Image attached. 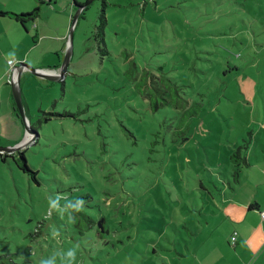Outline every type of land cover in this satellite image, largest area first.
I'll return each instance as SVG.
<instances>
[{
    "label": "rangeland",
    "instance_id": "1",
    "mask_svg": "<svg viewBox=\"0 0 264 264\" xmlns=\"http://www.w3.org/2000/svg\"><path fill=\"white\" fill-rule=\"evenodd\" d=\"M76 1L86 10L73 26L72 0H52L26 33L0 18V148L23 153L37 182L12 158L0 161V255L15 254L0 263L65 264L41 260L68 245L77 205L75 218L106 219L115 248L101 264H197L199 243L220 222L216 173L232 169L231 151L242 146L246 157L264 140V0H105L104 57L92 39L103 0ZM35 7L0 0L4 13ZM68 52L62 81L34 74L58 75ZM13 70L25 125L12 111ZM143 71L200 105L182 136L164 138L176 111L150 110L143 95L162 101L149 77L137 87ZM200 182L219 192L210 199ZM79 249V264H99Z\"/></svg>",
    "mask_w": 264,
    "mask_h": 264
},
{
    "label": "trees",
    "instance_id": "2",
    "mask_svg": "<svg viewBox=\"0 0 264 264\" xmlns=\"http://www.w3.org/2000/svg\"><path fill=\"white\" fill-rule=\"evenodd\" d=\"M32 3L36 4V7L28 13H21V14H11V13H4L0 12V18H9L16 23L20 25V28L26 33V24L27 23H35V21L40 17V13L43 8H49L54 5L52 3V0H29ZM72 6L76 9V11H79L83 6L79 5L76 0H72ZM106 2L105 0L102 1V7L99 12L98 21L94 28V32L92 35V39L95 41L97 48L99 52L101 53V57L108 56L109 52H107L106 44H105V30L107 27V18H106ZM86 9L82 8L80 16L78 17L81 19L84 11ZM78 19V20H79ZM73 20V18H72ZM37 38V35L33 38L34 44L36 45L37 42L35 41ZM17 68V67H16ZM57 69V68H56ZM54 70V69H53ZM152 75H149V73L143 71L140 76V81L137 85V87H141L142 85V79L143 78H150L152 80V83L155 82L157 88H153V90L156 92L158 96L161 97L162 103L157 102V100L152 99V95L148 93V95H143V99L149 101V108L150 110L154 112H159L162 110V108L166 106H171L176 112L175 116L170 119L169 126H167V132L166 136L164 138H173L175 136H182L185 132V129L187 128V124L191 121L192 118H194L196 115H198L200 111V105L194 102H190L188 99H184L179 94L178 87L172 83L170 80H167L163 77L160 79L151 77ZM13 100V97H12ZM12 111L16 114V118L25 125V122L19 117V112L16 108V105L14 103V100L11 104ZM32 128V127H31ZM32 133V142L38 138V135L31 130ZM156 137L160 139V134L156 133ZM187 139H183L182 145L186 142ZM264 143V140H262ZM173 143H176L175 140H173ZM264 146V144H263ZM183 147L178 148L182 149ZM264 148V147H263ZM242 149L243 147H238L237 149L231 151L229 159L231 163L230 170H225V176L222 178L220 173H216L217 178L221 182L222 191L219 192V189L215 186H213L214 191H209L202 182L199 183L200 191L206 192L210 199H212V196L214 192H219L220 197H223L225 195L222 194L223 191L226 192H232L236 189V186L240 183L242 172L243 170L249 166L248 160L246 157L242 156ZM8 157L12 158L14 160L15 165L17 166L18 170L21 171L24 174H29L31 176V180L35 181V175L36 173L33 172L29 166L26 163V160L24 158L23 153H17V154H4L0 152V161L2 163H5L6 158ZM226 169V168H225ZM218 181V180H217ZM35 183H37L35 181ZM213 183V182H212ZM213 184H216L215 182ZM218 185L219 182H218ZM89 199V197H87ZM75 206L77 205H70L73 220H71V228L70 235L67 237L68 245L64 247L63 252L61 251V248L55 249L54 245L51 244L49 239H46V243H49L50 249H55L56 251L53 254V251H49V255L46 256V259L41 260L42 262L48 261L51 257L52 263H59L64 262L65 264H79L80 258L82 256L81 251L79 247H85L87 249H84V252L89 251V254H93L96 258L93 260V263H103V259L105 260V257L109 255L110 252H108V249L115 248L113 243H110L109 236L110 231L108 230V225L106 222L105 217H97V216H89L86 213L78 212L77 214L78 218H75L73 215V212L75 211ZM186 228V226L184 225ZM40 228V227H39ZM187 229V228H186ZM38 229H34V233H38ZM31 234V232H30ZM177 234H180V232H177ZM196 235L195 229L194 232L190 230L189 232H186L187 239H193ZM232 239V238H231ZM51 241H54V239L51 238ZM186 243V238L176 239L172 244L176 245V247H182L181 243ZM185 247V246H184ZM177 248H174L173 251L176 255L179 253ZM152 253L154 255L157 254V251L155 249H152ZM15 254H2L0 255V260L7 259L9 261H14ZM19 255V254H18ZM179 256V255H178ZM181 257H185L184 254H180ZM21 257V256H20ZM88 259V258H87ZM183 259L179 257V260ZM92 262V261H91ZM0 264H9L1 262ZM19 264H28L26 261H21Z\"/></svg>",
    "mask_w": 264,
    "mask_h": 264
},
{
    "label": "crops",
    "instance_id": "3",
    "mask_svg": "<svg viewBox=\"0 0 264 264\" xmlns=\"http://www.w3.org/2000/svg\"><path fill=\"white\" fill-rule=\"evenodd\" d=\"M263 144L248 149L249 166L243 170L240 183L221 197L223 206L215 215L220 222L199 243L197 264H264V222L260 216L264 212ZM183 262L180 259L177 264Z\"/></svg>",
    "mask_w": 264,
    "mask_h": 264
},
{
    "label": "water",
    "instance_id": "4",
    "mask_svg": "<svg viewBox=\"0 0 264 264\" xmlns=\"http://www.w3.org/2000/svg\"><path fill=\"white\" fill-rule=\"evenodd\" d=\"M82 8H84V7H82ZM82 8L79 9V11H76V13H75V15L73 17V20H72V26L77 21V19L79 17V14H80V11L82 10ZM72 36L73 35H72V31H71L70 40H69L70 45L72 44ZM70 53L71 52H68L66 54L65 60H64V62L62 64V66L60 67V72H59L58 75L52 74V73L48 74V73H46V72H44L42 70H36L34 74L36 76H38V77L47 79V80L52 81V82L62 81L65 78V74L67 72L68 63H69V60H70ZM19 81H20V70H18L17 83L15 82V84H12V87H13V95L12 96H13V100H14V103L16 105V108H17V110L19 112V117L25 122V115H24V110H23V106H22V98H21V93H20ZM23 145L25 146V143ZM21 147L19 146V147H16V148H21ZM6 151H14V150L13 149L0 148V152H6Z\"/></svg>",
    "mask_w": 264,
    "mask_h": 264
},
{
    "label": "built area",
    "instance_id": "5",
    "mask_svg": "<svg viewBox=\"0 0 264 264\" xmlns=\"http://www.w3.org/2000/svg\"><path fill=\"white\" fill-rule=\"evenodd\" d=\"M13 72H14V70H13ZM11 84H15V78L13 77V75L11 77ZM260 216H261V220L264 222V212H260ZM231 241H232V244H234L235 236L232 237Z\"/></svg>",
    "mask_w": 264,
    "mask_h": 264
}]
</instances>
